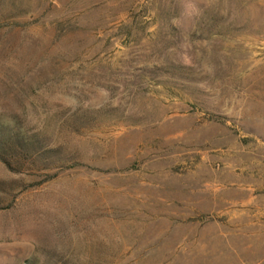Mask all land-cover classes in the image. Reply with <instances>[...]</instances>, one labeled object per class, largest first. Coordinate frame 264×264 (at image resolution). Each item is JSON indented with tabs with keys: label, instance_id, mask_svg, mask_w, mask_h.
<instances>
[{
	"label": "rangeland",
	"instance_id": "obj_1",
	"mask_svg": "<svg viewBox=\"0 0 264 264\" xmlns=\"http://www.w3.org/2000/svg\"><path fill=\"white\" fill-rule=\"evenodd\" d=\"M264 264V0H0V264Z\"/></svg>",
	"mask_w": 264,
	"mask_h": 264
},
{
	"label": "trees",
	"instance_id": "obj_2",
	"mask_svg": "<svg viewBox=\"0 0 264 264\" xmlns=\"http://www.w3.org/2000/svg\"><path fill=\"white\" fill-rule=\"evenodd\" d=\"M27 264H29V262H27Z\"/></svg>",
	"mask_w": 264,
	"mask_h": 264
}]
</instances>
